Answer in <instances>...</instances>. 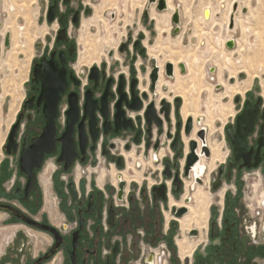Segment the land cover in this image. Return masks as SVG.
<instances>
[{
	"label": "flooded vegetation",
	"instance_id": "1",
	"mask_svg": "<svg viewBox=\"0 0 264 264\" xmlns=\"http://www.w3.org/2000/svg\"><path fill=\"white\" fill-rule=\"evenodd\" d=\"M105 1H47L0 153V264H264V84L220 141L170 90L186 62L149 51L157 0L109 50Z\"/></svg>",
	"mask_w": 264,
	"mask_h": 264
},
{
	"label": "rangeland",
	"instance_id": "2",
	"mask_svg": "<svg viewBox=\"0 0 264 264\" xmlns=\"http://www.w3.org/2000/svg\"><path fill=\"white\" fill-rule=\"evenodd\" d=\"M47 1L1 0L0 153L9 127L23 99V87L31 60L37 53V44L48 31L45 21ZM221 1L228 5L232 0ZM218 2L220 1L215 3L216 7H218ZM105 3L108 10L106 49L117 48L120 41L127 36L129 26H133L135 31H139L140 28L145 29L143 11L148 10L149 0H106ZM206 3L208 0H171L173 6H170L169 3L170 10L159 11L155 8L154 12L157 15L162 13L168 15L172 11L170 13L172 17L173 11L179 4L181 30L178 34L173 32L175 24L170 18L162 31L157 30L156 27V32L151 34L146 29L148 38L152 39L150 45L148 43L147 45L149 51L154 52L158 57L159 64H165L171 58L177 61L182 57V60L189 63L190 68L192 66L197 68L198 79L195 80L198 81L197 88L194 87L195 84L190 78L192 74H189L188 70L182 74L179 69L180 79L186 85L184 93H181L185 100L184 114H193L202 118V125L207 128L209 134L220 137L221 141L225 124L233 118L237 109L234 106V98L244 94L255 83L264 84V0L244 1V5L240 9V13H243L244 16L243 14L239 15V12L237 15L240 18L247 17V29L244 32L241 31L239 24L235 25L236 31L232 32L234 36L232 38H237L238 42H235L233 48H229L225 44L226 49H235L232 53L222 52L223 34L216 30L213 24H207L203 20V9L207 6ZM244 6L247 7L245 13L242 10ZM250 9L251 12H249ZM111 10H117L118 20L112 21ZM246 13L247 15H245ZM218 16L220 17V14ZM8 31L11 33V39L9 46H5L4 38ZM208 46L209 48H207ZM175 51L176 53H174ZM193 54H195L194 57H192ZM225 54L227 56H224ZM117 55L121 60L125 59L123 55ZM120 59L117 60L119 64L121 63ZM111 62L113 64L115 59ZM148 66L150 67L149 64ZM125 67L126 63L123 64V68ZM211 67L215 68V71L211 72ZM191 72H194L193 68ZM211 74L213 79L209 76ZM164 79H168L165 74ZM170 81H172L170 83L172 93H180L177 92V89L171 88V85L175 84L177 80ZM185 91L187 92L185 93ZM221 145L219 144L218 150L220 154H223L224 148L221 149Z\"/></svg>",
	"mask_w": 264,
	"mask_h": 264
},
{
	"label": "bare ground",
	"instance_id": "3",
	"mask_svg": "<svg viewBox=\"0 0 264 264\" xmlns=\"http://www.w3.org/2000/svg\"><path fill=\"white\" fill-rule=\"evenodd\" d=\"M216 1L218 0H208V3H206L203 9V20L207 23V24H213L216 28V30H218L222 35V40H221V47H222V52H226V51H229V52H233V50L235 49H226L225 48V44L227 42V40L231 39L233 34L232 32H235L236 31V26L237 24H239V26L241 27V31H246V27H247V24H246V20H247V17H243V18H240L238 17V12H239V15L240 14H243V13H240L241 12V7L244 5V1L245 0H232L228 5H225L223 1L219 0L220 2H218V7H216L215 3ZM168 2V10H170V6H173V4H171V0H167ZM229 2V1H228ZM235 2H238L239 4V7L238 11H234L233 8H232V5L235 3ZM169 3H170V6H169ZM180 3V2H179ZM179 5V4H178ZM173 9V8H172ZM207 10V14L205 15V11ZM172 12V11H171ZM170 12V13H171ZM251 12V9L250 11ZM167 13V12H166ZM168 14L166 15L165 13H162L161 15H157V13L154 12V10L152 11V17L155 18V21H156V27H157V30L159 31H162V29L165 27V23L168 22V20H170L171 18V14ZM218 14H220V17L218 16ZM234 14V28H231L229 26V23H230V20H231V16ZM202 15V14H201ZM247 15V13L245 14ZM244 16V14H243ZM3 21V20H2ZM249 21V20H248ZM247 21V22H248ZM236 25V26H235ZM169 26L171 27V24H169ZM167 28V27H166ZM172 28V27H171ZM217 31V32H218ZM195 32L197 33L198 30L196 29ZM243 32V33H244ZM218 34V33H217ZM161 35V34H160ZM244 35V34H243ZM181 36V34H180ZM234 37V36H233ZM242 37V36H241ZM183 38V37H182ZM201 39V38H200ZM234 39V38H233ZM240 39V38H239ZM235 42L237 43L238 40L237 38L234 39ZM201 41V40H200ZM219 42V41H218ZM217 42V43H218ZM177 44L179 45V42H177ZM235 47V46H234ZM209 48V46L207 47ZM214 48V47H213ZM215 49V48H214ZM178 51V50H176ZM176 51L174 53H176ZM189 56V55H188ZM195 54L192 55V57H194ZM224 56H227V54H225ZM190 59V57H189ZM169 60H173V62L175 63L176 67H177V64L179 61H182V62H186L187 64V67L189 68V71L190 73L192 74L190 76L191 80H193L192 82L195 84L194 82V79L195 77H197V68L195 66H192L194 72H191L192 68H190L189 66V63L186 61V60H182V57L180 59H178L177 61L174 60V58H171ZM188 60V59H187ZM162 65V68H163V63H161ZM209 66V64H207ZM210 67V66H209ZM177 82L175 83V85H172L171 87L172 88H177L179 90V92L181 93H184L183 90L186 88V86L184 85V82L181 81L180 77H179V72L177 70ZM201 74H203L201 72ZM200 74V75H201ZM211 78H213L212 74L209 75ZM166 82V80L164 79V76L161 77V81H160V84ZM222 83V82H221ZM159 84V85H160ZM196 88V87H195ZM212 88H213V85H212ZM188 89V88H187ZM201 90V89H200ZM187 91H185L186 93ZM162 94V92H161Z\"/></svg>",
	"mask_w": 264,
	"mask_h": 264
},
{
	"label": "water",
	"instance_id": "4",
	"mask_svg": "<svg viewBox=\"0 0 264 264\" xmlns=\"http://www.w3.org/2000/svg\"><path fill=\"white\" fill-rule=\"evenodd\" d=\"M150 2L151 1H156V0H149ZM0 5H1V0H0ZM238 7H239V4L238 2H235L233 4V10L236 12L238 10ZM157 10L159 11H163V10H167L169 9L168 8V2L167 0H157V6H156ZM243 12H247V7L244 6L242 8ZM53 12V8L51 9V13ZM207 14V10L205 11V15ZM171 20L172 22L176 25V28L174 29V33H178L179 30H180V24H181V10H180V6L178 5L177 8L173 11V14H172V17H171ZM229 26L231 28L234 27V14L231 16V20H230V24ZM10 39H11V33L8 31L5 35V38H4V45L5 46H9L10 44ZM226 45L227 47L229 48H233L235 46V40L233 38L227 40L226 42ZM174 66L173 62H168L165 66L166 70H167V74H172V67ZM179 67L181 68V71L182 72H185L186 70V65L184 62H180L179 63ZM211 71L214 70V68H210ZM158 71H159V67H157L156 63L154 64V68H153V71H152V80L153 82L155 83V81L157 80L158 78ZM148 114H150L148 112ZM190 123V121L188 122ZM189 130V124H188V127H187V131ZM179 138V134H177V139L178 140ZM191 156L192 154L189 156V161L191 159Z\"/></svg>",
	"mask_w": 264,
	"mask_h": 264
}]
</instances>
